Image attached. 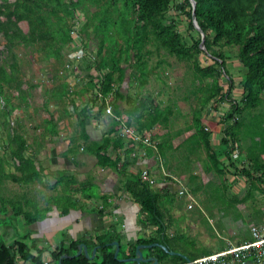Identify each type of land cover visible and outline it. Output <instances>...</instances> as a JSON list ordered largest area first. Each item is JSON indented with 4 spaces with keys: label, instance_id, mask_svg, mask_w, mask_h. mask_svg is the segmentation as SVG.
<instances>
[{
    "label": "trees",
    "instance_id": "1",
    "mask_svg": "<svg viewBox=\"0 0 264 264\" xmlns=\"http://www.w3.org/2000/svg\"><path fill=\"white\" fill-rule=\"evenodd\" d=\"M195 1L197 21L206 36L205 44L209 55L200 48L202 36L194 26L190 0H0V38L6 41L4 45L0 44L2 100L0 118L5 129V137L0 144L3 148V154H0V186L7 182L20 185L42 183L46 170L42 162L32 153V144L24 136L22 125L17 126L9 119L20 109L28 108L32 99L33 85L22 75L16 49L19 46L33 48L43 61L62 62L63 50L76 44L73 36L79 24L76 13L82 7L87 8L86 5L89 4L95 8V12L82 25L80 32L89 40L92 37L96 38L98 46L92 55V63H89L86 69L81 67L77 69L88 73L94 67L101 76L98 79L88 80L84 77L82 80L87 81L83 82L82 89L77 91L72 89L67 81H63L56 90L60 91L61 96L55 91L50 94L51 97L47 95L44 109L48 111L53 99L64 103L65 97L68 98L69 109H66V113L77 115L79 138L87 142L85 152L97 159L99 168L108 167L117 170L120 176L126 171L125 165L120 168L119 157L114 159L107 155L111 148L117 151L125 146L126 140L120 134L113 140L109 136L117 131L119 133L120 121L114 119L112 130L101 142H89L87 127L92 122L90 113L93 106H98L97 118L102 117L106 110V105L99 99V94L105 98L111 96L114 113L116 116L120 115L121 110L114 103V97L118 100L124 99L125 95L121 87L126 79L135 80L143 88L148 86L152 75H156L159 69L168 65L166 59L168 56L190 65L193 78L192 91L189 92L188 97L192 96L199 102L198 107L194 109L191 127L195 128L194 135L198 140L196 145L205 147L213 169L221 166L222 154L227 155L231 160V155L235 147L240 144L244 132H247V137L251 135L253 128L248 130L251 126L254 127L255 139L259 136L264 138V120H260L263 116L260 109L264 106V0ZM171 10L187 18L191 44L180 32L177 21L170 20ZM193 32L198 33V38L192 36ZM225 48L238 50V58L246 70L242 83L244 94L240 101L232 98L234 81L227 67V59L220 51ZM82 53L84 54L83 51ZM156 54L163 58H159L152 65ZM201 54L208 55L214 63L201 67L198 61ZM82 55L78 54L75 59H82L85 56ZM58 75L59 73H56L54 78L59 79ZM225 79H227V89L224 84ZM81 95L89 98L84 108H79L76 104L75 98ZM15 98L19 100L17 104L14 102ZM129 102L135 105V109L129 113V120L124 121L131 129L133 125L130 124V120H133L135 122L133 124H137L135 126L142 135H147L143 132L145 129L150 133L160 122L169 123L172 116L171 108L163 111L154 107L152 99L143 98L138 103H134L129 98ZM211 102L217 104L231 102L230 111L222 119L225 128L221 147L224 151L214 148L210 141L212 133L204 126L203 112ZM147 105H150L148 109L150 121H147L148 113L145 111ZM71 107H74V110ZM138 113L142 115L137 117ZM45 125L52 137L59 136L57 125L52 118L45 120ZM251 137L253 138L252 135ZM80 148L78 139H73L68 154L77 155ZM252 155L258 154L256 152ZM248 157L253 165L260 163L254 162L250 154ZM232 167H234L233 163ZM238 171L251 183L248 197L254 195L257 186L264 185V175L255 176L250 168H242ZM69 179L71 183L67 184L68 188L79 186L84 191L92 185L89 181L79 182L73 177ZM123 190L141 207L143 215L141 225L144 228L155 227V235L131 240L122 245L121 234L117 230H109L90 242L91 249L97 247V252H100L93 261L84 254L73 257L77 254L78 245L82 240H73L68 244L62 242L51 253L53 264H59L65 254L72 257L63 259L62 264H136L125 263L119 259L133 258L136 256L137 246L153 243L165 245L170 251L184 253L193 261L200 258L186 252L182 236L170 233L171 224L166 219V212L169 210L164 208L163 198L152 189V185L141 178V173L131 175L123 185ZM70 197L54 198L56 205L62 207L61 214L67 215L71 209L76 208V203ZM92 198V195H87L88 200ZM61 199L63 200L60 201ZM103 201L102 214L105 215L108 199L105 198ZM171 201L174 203L176 199L172 197ZM247 201L248 198L243 199V203ZM8 202L4 197L0 198V203L8 205ZM3 209L7 211V207ZM15 209L16 216L23 217L29 225L42 221L49 211L48 208L42 210L38 206L30 212H25L22 207ZM114 241H118L121 245L118 258H115L114 254L116 247L110 246ZM36 244L29 242L28 237L18 239L9 246L3 240L0 241V264H45L42 259L44 252L38 249ZM34 250L37 251L36 254ZM144 253L145 257H156L159 264H187L182 257L171 256L161 248L146 249Z\"/></svg>",
    "mask_w": 264,
    "mask_h": 264
},
{
    "label": "crops",
    "instance_id": "2",
    "mask_svg": "<svg viewBox=\"0 0 264 264\" xmlns=\"http://www.w3.org/2000/svg\"><path fill=\"white\" fill-rule=\"evenodd\" d=\"M80 75L78 74L77 77L80 78ZM78 78L75 81H72L73 77L66 80L76 91L82 89V86H78L80 83ZM129 82L130 79L127 78L121 87L125 95L124 99L118 100L114 97V103L121 110L118 116L125 121L129 120V113L135 109V105L129 102V98L134 103L141 100L133 91L131 92ZM190 91H192L191 88L188 94ZM145 94H149V90L146 89ZM186 98L189 99L188 96L184 97ZM75 99L79 108H84L89 98L81 95ZM213 103L211 102L203 112L204 126L212 133L210 141L214 148L224 151L221 147L225 128L222 124L224 113H221V109ZM61 104L62 107L58 110L62 111L64 116L60 118L65 119L69 116L66 113V109H69L68 98H65L64 103L62 101ZM155 106L163 111L172 109L169 123L156 124L150 133L147 129L143 131L151 138V143L157 151L142 143H135L131 138L123 137L126 140L125 146L117 151L111 148L107 153L111 158L121 159L120 168L123 165L126 167L123 176H120L117 170L108 167L99 168L97 159L85 152L87 142L79 138L78 117L74 113V119L71 122L67 120L68 129L61 124L62 129L65 130L59 132V125L57 127L59 136L46 137L47 144L33 137L29 141L32 144L31 151L46 169L43 181L31 185H20L13 182L10 184L15 196L10 199L5 198L9 201L7 209L9 215L6 214L7 211L2 215L0 208V239H14L12 242H5L8 246L23 237L40 240L36 245L44 252L43 262L53 264L51 253L62 242L68 244L73 240H82V243L88 246L91 255L93 250L90 242L109 230H117L121 234L122 245L138 238L154 236L156 228L152 226L144 228L141 225L143 218L141 207L123 190V185L131 175L140 174L142 170L147 169L155 180L152 189L163 198L162 204L169 210L166 212V219L171 224L170 233L182 236L184 243L188 244L186 252L201 257L217 253L230 244L241 245L251 241V228L264 226V185L257 186L258 189L254 195L248 197L251 183L243 178L238 169L250 168L255 176L264 175V138L259 136L255 139L254 127L250 125L251 128L249 127L248 130L253 128L250 132L253 138L250 134L247 137V132H244L240 144L235 147L231 155V160L227 155L222 154L221 166L213 169L205 147L196 145L198 140L194 135L195 128L191 127L194 109L197 107L192 108L189 120H186L188 115L173 102L166 105L157 102L154 103ZM149 107L150 105L145 107L147 113L150 112ZM71 109L74 110V107ZM261 111L264 114L263 110ZM90 114L92 122L87 127L89 142H101L112 130L115 120L106 114L97 118L98 106H93ZM141 115L142 113H138L137 117ZM147 117V121H150L149 113ZM133 122L130 120V124L133 125L131 129L139 133L137 124ZM208 122L216 123L219 130L222 127V131L213 132ZM120 131L110 134V138L116 139ZM73 139H78L81 144L77 155L68 154ZM50 141L52 143H49ZM256 152L258 155L253 156L252 154ZM248 154L254 162L259 161L260 163H254V165L250 163ZM163 171L181 181L189 195L180 196V185H177L172 178L164 176ZM71 177L79 182L92 183L91 186L96 194L92 195L91 200L87 199L88 193H86V190L88 191L91 187L85 188L84 191L79 186L67 187V184L71 183L69 179ZM7 184L8 182L1 185L0 191L4 190ZM19 189L25 194L16 197ZM61 196H66V198L71 196L70 198L76 203V208L71 209L67 215L61 214L62 207H58L54 201V198ZM14 197L20 198L21 207L25 212L34 211L36 206L42 210L49 209L42 221L30 225L27 230L23 229L22 233L29 232L30 236L27 234L21 237L19 226L15 225L18 217L15 214L16 209L12 206L15 201ZM172 197L176 199L174 203L171 201ZM0 198H2L1 195ZM105 198L108 199V207L103 215V199ZM245 198H248V201L243 203ZM190 204L193 205L192 209L189 208ZM33 252L36 254L37 251ZM250 264L256 263L251 261Z\"/></svg>",
    "mask_w": 264,
    "mask_h": 264
},
{
    "label": "rangeland",
    "instance_id": "3",
    "mask_svg": "<svg viewBox=\"0 0 264 264\" xmlns=\"http://www.w3.org/2000/svg\"><path fill=\"white\" fill-rule=\"evenodd\" d=\"M87 8L82 7L79 9V11L76 13V20L79 22V24L76 26V32L73 34L75 38V45L68 46L63 50V60L62 62H54V61H43L42 58L34 52L33 48H26L24 46H19L16 49V53L19 58V62L21 64L22 69V75L25 79H27L32 85V99L30 101V106L28 108H22L19 111L15 112L13 117H10L9 119L13 122V124L16 123V125H22L23 127V133L24 136L30 141L33 137L36 138L39 141H42L47 144L46 137L50 136V134L46 130L45 120L47 119H53L57 127L59 126V132L64 131L65 129H68L69 124H67V120L71 122L72 119H74V115L71 114L65 119H61L60 117L64 116V113L62 111H59L58 109L62 107L61 103H59L57 100L53 99L52 103L48 106V111L44 109V104L47 98V95L51 97V93L53 91L58 92L60 94V91H56L60 88V84L63 83V81H66L67 79L74 78L72 81H75L77 79L78 74H81L80 83H78V86H82L83 82H86L89 78L98 79L100 78V74L95 70L93 67L92 70L88 73L80 72L78 69L81 67L83 69H86V66L89 63H92L93 58L92 55L97 50V40L96 38L92 37L90 40L87 39L85 34L80 32V29L82 25L87 21V19L90 18L91 14L95 12V8L92 7L90 4L86 5ZM170 20H175L178 23V28L180 32L183 34L186 41L191 44L190 34L189 32V24L187 18L182 15L181 13L175 12L174 10H171L169 13ZM198 32V31H197ZM193 32L192 36L198 38V33ZM5 40L3 38H0V44L4 45ZM84 52V54L82 53ZM224 56L227 59V67L229 70L230 75L233 78L234 81V88L232 90V98L236 101H240L244 94L243 89V80L245 78L246 70L244 69L243 65L241 64L239 58H238V50L236 48H225L223 50H220ZM79 55H82L86 57L87 59H80L76 60L75 58ZM159 58H163V56H159L156 54L153 57L152 65L157 62ZM168 65L163 66V68L159 69L156 75H152L150 82L148 86L142 87L139 85V83H136L135 80L131 79L128 85L131 88V92L133 91L135 95H137L139 98H148V100L152 99L154 103L161 102V105L166 104H172L175 103L179 107H181L184 110V113L188 115L186 117V120H189L190 112L192 108L198 107V101L193 98L192 96H189V99H184L185 96H188L189 88H191L192 83V74L190 65L187 62H180L175 57L168 56L167 58ZM198 61L201 67H207L209 65H212L214 62L213 60L206 54H201L198 57ZM78 68V69H77ZM56 73H59V79L54 78V75ZM86 78L85 80H82L83 78ZM64 79V80H63ZM227 79L224 80V84L226 85L225 88L227 89ZM146 89L149 90V94H145ZM57 94V93H56ZM61 96V94L59 95ZM67 99V97H65ZM19 100L14 99V102L17 104ZM81 101V100H80ZM2 103V100L0 98V104ZM67 103V102H66ZM68 104V103H67ZM85 104V102H84ZM214 106H217V108H220V112L224 113V116L222 118L226 117L228 114V111L231 109V102H224V103H213ZM69 106V105H67ZM63 110V109H62ZM263 110L264 113V106L260 111ZM2 118H0V144L2 143L1 140L5 137V129L2 125ZM260 120H264V114L261 116ZM66 121V123H65ZM64 124V128L62 129V125ZM71 125V124H70ZM208 125L211 127L213 132H217L218 125L214 122H208ZM222 131V127L219 130ZM45 137V139L43 138ZM44 143V144H45ZM3 148L0 145V154H3ZM245 178V177H243ZM245 182V181H244ZM12 182H8V186H5L0 191L1 197H4L6 199L13 198L12 196H15L13 193L14 191L11 189ZM92 191V192H91ZM86 193L91 195H95L96 191L91 186V189H89ZM22 194H25L23 191L19 189L17 192L16 197H20ZM15 201H13L12 206L14 208L21 207L22 201L20 198H15ZM61 199L60 201H62ZM6 205V206H5ZM8 209L7 204L0 203V208L2 211V215L5 214V210L3 208ZM9 215V212L6 213ZM8 217V216H7ZM10 221V220H8ZM17 224L16 226H19V230L22 233L23 229L27 230L30 228L29 224L25 222L23 217L16 218ZM39 222V221H38ZM11 223V222H10ZM10 225V224H9ZM13 225V224H12ZM213 225V224H212ZM29 235V232L22 233L21 237ZM32 236V235H31ZM20 239V238H18ZM17 239V240H18ZM4 242H12L14 239H3L1 238L0 241ZM29 242H40V240L33 239L30 237ZM186 248H188L187 242L185 243Z\"/></svg>",
    "mask_w": 264,
    "mask_h": 264
},
{
    "label": "built area",
    "instance_id": "4",
    "mask_svg": "<svg viewBox=\"0 0 264 264\" xmlns=\"http://www.w3.org/2000/svg\"><path fill=\"white\" fill-rule=\"evenodd\" d=\"M99 99L103 100L106 105L105 114L120 121V135L122 137L131 138L135 143H142L143 145L149 146L157 151V148L151 143L150 137L136 133L134 130L128 128L125 121L121 117L115 115L111 96L105 98L99 94ZM163 175L172 178L177 185H180V196L189 195L181 181L171 177L164 171ZM141 178L145 182H149L151 185L155 183V180L147 169L141 171ZM189 208L192 209L193 205L190 204ZM251 235V241L244 242L241 245L230 244L217 253L200 257L194 261L192 260V262L194 264H250V262L253 261L256 264H264V226H253L251 228Z\"/></svg>",
    "mask_w": 264,
    "mask_h": 264
},
{
    "label": "water",
    "instance_id": "5",
    "mask_svg": "<svg viewBox=\"0 0 264 264\" xmlns=\"http://www.w3.org/2000/svg\"><path fill=\"white\" fill-rule=\"evenodd\" d=\"M191 4H192V8H193V23H194V26L196 28L197 31H199V33L201 34L202 36V42H201V45H200V48L209 55L207 49H206V44H205V40H206V36L204 34V32L202 31L201 27L199 26V23L197 21V15H196V6H197V3L195 0H190ZM110 246H114L116 247L115 249V258H118V255L120 253V249H121V245L118 241H114L110 244ZM151 248H161L163 249L165 252L169 253L171 256H180L182 257L187 263L189 264H194L192 262V260L184 255V254H181L179 252H175V251H170L165 245H162V244H159V243H153V244H150V245H139L137 246V250H136V256L133 257V258H130V259H119L120 261H123L125 263H128V262H135L136 264H143V263H151V264H159V260L156 258V257H149V258H146L143 251L145 249H151ZM98 251V248H94L93 249V252L92 254L90 255L89 254V251H88V246L84 243H81L78 245V252L75 256L73 257H79L81 256L82 254H84L87 258H89L91 261H93L96 257V253ZM72 256L68 255V254H65L61 257V260L59 262V264H62V260L63 259H66V258H70Z\"/></svg>",
    "mask_w": 264,
    "mask_h": 264
}]
</instances>
